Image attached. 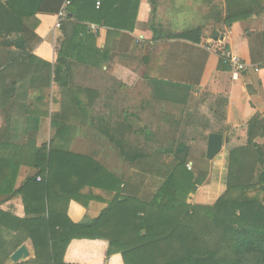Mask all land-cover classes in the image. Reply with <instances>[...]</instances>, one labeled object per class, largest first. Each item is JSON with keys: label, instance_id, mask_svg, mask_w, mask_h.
Returning <instances> with one entry per match:
<instances>
[{"label": "trees", "instance_id": "16d2710c", "mask_svg": "<svg viewBox=\"0 0 264 264\" xmlns=\"http://www.w3.org/2000/svg\"><path fill=\"white\" fill-rule=\"evenodd\" d=\"M64 1L0 0V39L23 32L25 18L37 13H57ZM69 1L68 14L61 24L64 39L54 70L55 80L58 67L75 56L71 51L79 50L82 41L95 38L91 32L94 23L98 27L133 31L140 2L134 11H127L120 0ZM97 1H100L99 7ZM226 4L227 15L220 20L224 19L227 24L264 11V0H226ZM117 17L119 20H114ZM202 35V29L197 28L174 37L199 43ZM258 40L260 56L256 58L253 54L252 60L259 67L264 85V32L258 35ZM2 44L12 45V42L6 40ZM218 74L232 77L230 67L221 57L210 89ZM153 86L160 99L177 104H185L193 90L188 84L164 81H154ZM262 140L264 113L257 112L248 123L246 144L230 148L227 189L211 206L188 202L190 194L207 178L206 173L187 168L190 151L180 153L174 162L168 161L167 166L163 164L164 168L159 169L145 153L131 148L127 158L138 171L126 178L112 173L93 156L50 149L47 142L40 145L0 142V194L15 193L23 163H31L41 175L40 182L30 178L20 190L25 201L26 195H36L34 201L41 205L37 210H43L27 221L18 220L43 229L34 238L36 258L23 264L37 260H44V264H75L65 261V253L74 240L101 241L99 246L105 248L101 264H108L113 255H119L122 264H264ZM149 178L159 181L153 192L149 190L151 184L145 182ZM86 188L89 194L82 192ZM94 188L112 194L98 217L81 223L65 217L54 219L50 205L53 193L84 202L82 198L92 196ZM26 204L27 213H32L34 210L28 201ZM45 210L46 216H43ZM40 245L47 248L45 258ZM94 248L91 254L103 250Z\"/></svg>", "mask_w": 264, "mask_h": 264}, {"label": "crops", "instance_id": "0c3cea01", "mask_svg": "<svg viewBox=\"0 0 264 264\" xmlns=\"http://www.w3.org/2000/svg\"><path fill=\"white\" fill-rule=\"evenodd\" d=\"M196 1L198 0H140L133 31L107 26H99L97 31H91L95 38L89 42L82 41L78 46L79 50L71 51L75 56L67 59L64 66L58 65L57 80L54 70L64 36L62 28H55V23L62 6L57 13H37L25 18L23 32L0 39V42L6 40L12 42V45H0V142L21 145L35 143L40 145L47 142L50 149L57 148L91 156L73 151L68 146L76 139L81 144L90 145L86 138H91L90 143L93 144V134L90 133L91 137L87 135L89 134L85 130L87 127L91 130L98 128V131H101V126L87 120V116L98 105L100 96L106 95L100 90L104 88L99 86V82H103V77L109 76L119 85L127 87L143 81L150 82L151 85L154 81L189 84L193 88L187 99V102H190L192 97L209 89L220 62V56L213 44L224 43L228 50L242 58L248 66L246 72L238 79H232L229 74H218L211 88L213 95H223L225 98L224 116L220 115L219 121L225 132L230 135V147L218 154L220 157L223 156L226 164L225 183L220 186L224 194L227 189L230 148L246 144L250 119L257 112L264 113V85L260 79V70L252 60L253 54L256 58L260 56L258 35L264 32V11L253 13L250 18L237 20L231 24H227L224 19L216 23L208 21L212 22L211 25H214L216 32H211V27H205V23L179 30L183 33L197 28L202 29V40L199 43L183 38H172L165 32L158 33L152 24L154 12L160 18V13L167 10L175 13L185 12L190 6H194L192 9L196 10ZM120 2L125 3L127 11H134L138 4V0ZM220 2H223V8L214 2L210 3L211 15L220 12L221 16L226 17V0ZM124 15L128 14L124 12ZM131 15L133 17V14ZM206 17L209 15H205ZM114 20L118 21L119 17ZM157 24L162 23L157 21ZM162 25L161 28L164 29L165 24ZM215 33L218 34L217 38H214ZM77 55H81V58ZM89 81L92 85H85ZM80 82L84 84L79 85ZM85 96L89 98V102H86ZM153 96L157 100L168 102L155 94ZM71 118L77 120L72 121ZM225 132L222 134L224 140H227ZM112 137H116L115 134L111 136V141L114 139ZM190 157L192 158V155ZM38 173L37 167L31 163H23L15 182V193L0 194V264H23L36 258L34 238L43 229L18 220L27 221L37 216L38 211H43L37 210L41 209V205L34 201L36 195L33 194L26 195L28 206L34 210L27 213V201L24 193L20 191L30 178L35 177L36 181L40 182L41 175ZM208 178L207 173L205 182L210 186L211 181L209 182ZM205 187L200 186L191 193L188 202L193 205H214L212 203L215 198L214 192L209 195L211 188ZM204 190L208 192L205 193ZM89 191L88 188L82 190L84 194H89ZM110 196L112 198V194L94 188L92 196L82 198L83 202L69 200L59 192L53 193L50 202L52 215L55 220L65 217L64 219L68 218L73 223L85 222L100 215L108 205ZM193 197L196 198L195 203L190 201ZM45 212L46 210L42 213ZM44 214L43 216H46ZM100 242L72 241L65 253V261L75 264H101L105 248L99 246ZM21 246L27 247L29 256L25 260L14 262L11 256ZM40 246L44 248L42 258H45L47 248L44 245ZM95 246L103 250L91 254V251L96 249ZM119 258H121L119 255H113L108 264H122ZM44 262L37 260L33 264Z\"/></svg>", "mask_w": 264, "mask_h": 264}, {"label": "rangeland", "instance_id": "374dc122", "mask_svg": "<svg viewBox=\"0 0 264 264\" xmlns=\"http://www.w3.org/2000/svg\"><path fill=\"white\" fill-rule=\"evenodd\" d=\"M220 1L198 0L196 1V10L192 9L194 6H190L189 10L185 12L175 13V11L167 10L160 13V18L154 12L152 24L157 28L158 33L164 34L165 32L172 38L182 33L179 30L184 27H196L204 23L205 27H211V32H216V28L211 23L220 21L221 13L217 12L215 15L214 13L211 15L209 6L211 2H214L223 8V2ZM205 15H209V17L205 18ZM157 21L165 24L164 29L161 28L162 24H157ZM213 46L217 51L223 50V48L227 49L224 43H214ZM102 79L103 82H99V86L104 88L100 90L106 95L100 96V100L97 99L98 105L87 116V120L101 126L102 132L98 131V128L91 130L90 127L85 129L86 126H84V129L89 132L87 134L89 137H91L90 133L93 134V144L90 143L91 138H86L90 145L81 144L76 139L68 147L76 152L90 154L106 168L126 178L132 173L135 175L138 171L127 158V152L131 148L145 153L146 158L155 162L156 166H160L159 169L164 168V165L167 166L168 161L173 160L174 162V157L177 158L180 153L190 151L192 158L190 157L188 162V166L189 164L190 166L187 168L208 173V181H211L210 186L206 182L201 186H206L205 189L211 188L209 195L214 192L215 198L212 203L215 204L223 192L220 186L225 183L226 164L222 159L223 156L220 157V155L213 159L207 158V140L210 133L226 131L219 121L220 115L224 116L226 107L223 95H213L212 89L209 88L206 92L192 97L190 102L177 104L157 100L153 96L155 90L150 82L143 81L127 87L119 85L115 79L109 76ZM83 84L80 82L79 85ZM85 85H92V82L89 81ZM88 99L85 96L86 102H89ZM97 100L95 104H97ZM76 120V118L72 119V121ZM114 134L116 140L111 141V136ZM226 137L227 144L224 143L222 152L230 147L229 133H226ZM153 181L150 178L145 181L151 184L149 190L152 192L159 185V181L155 180V183ZM204 192L208 191L204 190ZM191 200L196 202L194 197L190 198Z\"/></svg>", "mask_w": 264, "mask_h": 264}, {"label": "built area", "instance_id": "2783aa9c", "mask_svg": "<svg viewBox=\"0 0 264 264\" xmlns=\"http://www.w3.org/2000/svg\"><path fill=\"white\" fill-rule=\"evenodd\" d=\"M70 4V1L67 0L65 4L62 6L60 11L58 12V19L57 22L55 23V28H61L62 20L67 16V6ZM98 7L100 5V1H97L96 4ZM93 31L98 30V26L93 24L92 25ZM219 56L224 59V62L228 64V66L231 69L232 73V79H238L244 72H246L248 66L247 64L240 58L238 55L233 54L230 50L228 49H223L217 51ZM258 67V66H257ZM259 69V67H258Z\"/></svg>", "mask_w": 264, "mask_h": 264}, {"label": "water", "instance_id": "95a60500", "mask_svg": "<svg viewBox=\"0 0 264 264\" xmlns=\"http://www.w3.org/2000/svg\"><path fill=\"white\" fill-rule=\"evenodd\" d=\"M217 33L214 34V38H217ZM224 144V136L222 133L213 132L208 136L207 141V158L213 159L222 150ZM29 256V250L26 246H21L14 254L11 259L14 262L25 260Z\"/></svg>", "mask_w": 264, "mask_h": 264}]
</instances>
